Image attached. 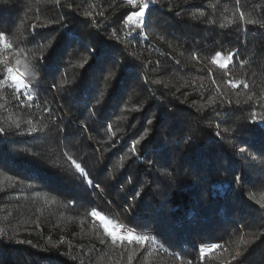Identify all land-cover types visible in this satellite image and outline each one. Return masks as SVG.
I'll use <instances>...</instances> for the list:
<instances>
[{"label": "trees", "instance_id": "1", "mask_svg": "<svg viewBox=\"0 0 264 264\" xmlns=\"http://www.w3.org/2000/svg\"><path fill=\"white\" fill-rule=\"evenodd\" d=\"M146 2L0 0V264H264V0Z\"/></svg>", "mask_w": 264, "mask_h": 264}, {"label": "snow or ice", "instance_id": "2", "mask_svg": "<svg viewBox=\"0 0 264 264\" xmlns=\"http://www.w3.org/2000/svg\"><path fill=\"white\" fill-rule=\"evenodd\" d=\"M128 2H129V4H133L136 2V0H128ZM147 7H148V4H147L146 0H142V7H140V10L132 12L131 16L128 17V20H132L133 17L137 18L138 20L142 19L143 15H144V10L147 9ZM5 36H6L5 33H0V42L4 41ZM8 72L13 73V69L9 68ZM11 79L16 83V85L19 89H24V88L28 87V85L25 84L23 79H22V74L19 73L18 71L16 72L15 75H12ZM29 99H32V98L29 97ZM2 131H3V129H0V132H2ZM73 163L75 164V167L78 170L83 172V169L81 168L80 164H76L75 161H73ZM92 215L97 216V215H99V213L93 211ZM101 219H103V217H101ZM112 235L115 237V232H113ZM135 239L144 240V239H147V237H135ZM213 247H216V246L214 245Z\"/></svg>", "mask_w": 264, "mask_h": 264}, {"label": "built area", "instance_id": "3", "mask_svg": "<svg viewBox=\"0 0 264 264\" xmlns=\"http://www.w3.org/2000/svg\"><path fill=\"white\" fill-rule=\"evenodd\" d=\"M136 232L134 228L126 224L125 222H120L117 226V233L123 236H129Z\"/></svg>", "mask_w": 264, "mask_h": 264}, {"label": "rangeland", "instance_id": "4", "mask_svg": "<svg viewBox=\"0 0 264 264\" xmlns=\"http://www.w3.org/2000/svg\"><path fill=\"white\" fill-rule=\"evenodd\" d=\"M16 72H17V71H16ZM16 72H15L13 75H15ZM19 73H21V72H19ZM24 83H25V82H24ZM25 84H26V83H25ZM28 86H29V85H28ZM24 89H27V88H24ZM129 226H130V225H129ZM112 232H115V234H117V232H116V227L112 229Z\"/></svg>", "mask_w": 264, "mask_h": 264}]
</instances>
